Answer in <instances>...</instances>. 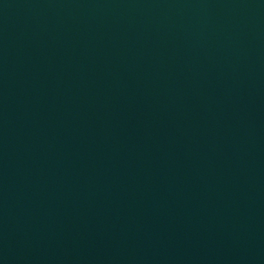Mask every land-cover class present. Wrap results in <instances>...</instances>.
I'll use <instances>...</instances> for the list:
<instances>
[{
    "label": "water",
    "instance_id": "obj_1",
    "mask_svg": "<svg viewBox=\"0 0 264 264\" xmlns=\"http://www.w3.org/2000/svg\"><path fill=\"white\" fill-rule=\"evenodd\" d=\"M0 264H264V0H0Z\"/></svg>",
    "mask_w": 264,
    "mask_h": 264
}]
</instances>
